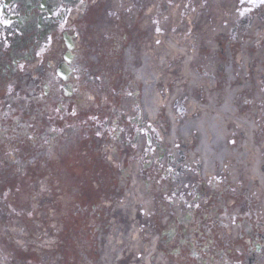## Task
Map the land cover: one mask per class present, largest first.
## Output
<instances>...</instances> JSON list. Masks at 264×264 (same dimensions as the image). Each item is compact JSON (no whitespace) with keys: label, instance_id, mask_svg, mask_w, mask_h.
Returning <instances> with one entry per match:
<instances>
[{"label":"bare ground","instance_id":"6f19581e","mask_svg":"<svg viewBox=\"0 0 264 264\" xmlns=\"http://www.w3.org/2000/svg\"><path fill=\"white\" fill-rule=\"evenodd\" d=\"M207 1L215 6L224 5V9L210 17L199 2L187 5L185 0H151L144 15L145 25L152 20L151 38L143 41L138 53L133 48L125 51L124 68L141 90V105L147 119L157 122L158 108L160 105L164 108L172 156L180 151L177 159L173 156V165L177 170L187 168L183 179L189 186L196 181L205 189L206 180L215 179L219 188H230L239 195L238 205L258 196L253 211L261 221L264 219V39L255 38L250 44V39L242 42L245 35L241 34L242 39L229 42L234 52L226 50V42L223 44L220 39L226 30L223 23L231 21L235 0ZM157 6L162 9L157 11ZM189 12L191 15L185 17ZM185 34L188 36L182 43ZM204 51L210 60L200 56ZM176 55H182L179 66ZM217 60L224 61V68ZM165 94L169 95L166 100ZM181 158H185L184 162L176 164L175 160ZM121 187L128 191L124 203L113 211L119 216L110 222L103 237L105 246L100 264H122L125 258L129 264H171L152 247L140 259H128L126 250L138 253L140 246L138 215L149 214L154 201L151 194L143 192L135 177ZM191 192L195 196L196 188ZM191 192L189 197H182L184 203L194 199ZM221 199L229 201L232 194L226 193ZM178 203L176 197L174 214L178 212ZM206 204L207 201L200 200L197 207L204 209ZM239 231L234 227L228 229L226 235L231 245L240 244L241 240L235 236ZM155 241L156 238H151L149 246ZM251 250V247L237 249L222 263L230 264L226 258L232 262L246 258ZM261 261L264 264V259Z\"/></svg>","mask_w":264,"mask_h":264},{"label":"flooded vegetation","instance_id":"af4514ba","mask_svg":"<svg viewBox=\"0 0 264 264\" xmlns=\"http://www.w3.org/2000/svg\"><path fill=\"white\" fill-rule=\"evenodd\" d=\"M121 3L0 0V146H10L13 157L44 146L37 158L74 166L80 146H109L103 157L142 161L133 132L137 108L125 105L136 95L125 92L115 60L126 27ZM111 97L130 114L125 122L100 110ZM173 240L179 256L187 252L183 233Z\"/></svg>","mask_w":264,"mask_h":264},{"label":"rangeland","instance_id":"374dc122","mask_svg":"<svg viewBox=\"0 0 264 264\" xmlns=\"http://www.w3.org/2000/svg\"><path fill=\"white\" fill-rule=\"evenodd\" d=\"M185 2L187 5H189V3L195 5L198 4V2L202 3V11L210 17H213L215 13L221 12L224 9V5L215 6L207 0H201L198 2L196 0H185ZM139 7L144 8L143 6ZM189 8L192 9V7ZM157 10H159L158 7ZM190 15L191 12L187 13L185 17L188 18ZM183 25H185V23H183ZM223 26L226 27V30L222 34L220 40L223 44L224 41L226 42L224 44L226 50L234 52L232 48L233 45L229 42L233 41V39H242V35H245L242 42L250 39V44L253 43L255 38L256 40H263L264 0H235L234 10L231 14V21L223 23ZM144 30L147 32V36L144 38L145 41L146 39L151 38L152 32L150 27H145ZM129 34V42H131V44L134 45V48H136L137 44H141V37L137 36L135 31L129 32ZM187 36V34L184 35L182 43L186 42ZM139 46L136 49L137 51ZM236 53L240 52L237 51ZM201 56L208 60L211 59L206 51L203 52ZM216 62L225 65L224 61L220 62L217 60ZM121 81L124 86H126V84L128 85V80L125 78L121 79ZM170 93L171 87L168 89V94ZM167 96L165 94V100L167 99ZM163 102H161V104H163ZM182 103L183 102H181V104ZM112 105H116V101L113 98L107 103L108 107ZM161 110H163L162 105ZM164 133L165 132H163L162 135ZM1 148H5V151L7 150L6 146H2ZM163 149L166 159L171 152L168 149V146H163ZM3 152L0 156V163L8 161L6 156L7 152L5 154ZM101 153H104V150L99 151L96 147L84 151L82 149L80 150V157L82 158L80 163L81 172H79V177L73 178L75 195L72 201L74 202L75 207L71 206L66 212H61L60 208L57 207L59 197H62V194H60L57 188L58 184L60 183V180H62L61 177L63 175L71 173V169L66 166L60 168V176L50 168L48 173H43L30 184L33 195L28 199V205L36 206L38 209H35V212H31L29 215H24V218L16 217L10 219L8 211L9 204H7L9 203V197L4 196V199H1V202L3 203L0 208V264H6L2 257L9 251L10 246H7L9 242L10 245L14 247L13 252L16 255H20V257H24L31 264H95V262L98 264L99 260H95L96 257L98 258L99 254V248L96 243L99 241L102 234L105 233L106 235L108 224L119 216V214H113V211L124 203L125 196L123 195L125 194L123 193L128 190L127 188L122 189L121 187V184L125 185V181L122 180L123 177L120 171H118L117 165L119 164L113 162L112 166L108 165V162ZM164 172H167L168 177V170L164 169ZM164 172L159 176H163ZM171 175H173L174 178L178 177L180 174L173 170V174ZM150 178L151 177L148 176V173L145 171L144 176L141 178L140 176L137 177V182L141 184L145 190V182ZM211 182L212 181H207L209 184ZM212 183L215 185L218 184L217 181H213ZM70 185L72 186V182H70ZM174 185L178 187V194L184 193L185 195L187 193L185 185L183 191H180L179 189V187H183V183L176 181ZM186 185H189L188 182H186ZM192 185L195 186L197 190H200V185L197 182L194 181ZM165 186L166 183H163L160 180L157 181L156 184H153L152 189L159 187L163 188ZM176 186L172 189L171 187L165 188V194L162 192L161 188L158 189V192L153 191L156 201L152 203L151 209L154 213H151L146 217H142L141 214H139L138 216L140 218L137 219V221H140V229L146 227L144 233L151 236H157V233L160 234L159 232L165 228L164 224L168 219L171 218V221L174 220L172 212L171 214L169 213V208L171 207L170 200L176 193L174 192ZM219 189L221 190L222 188ZM228 191L230 192V189H228ZM151 195L153 196V193ZM201 195L207 198L208 204L204 209V212L206 213L210 210V202H212L215 197H212L213 193L210 191V188L206 189V192ZM232 196L236 201H240L238 199V194L232 192ZM252 199L253 200L251 201H243L242 207H236L238 215L235 217V221L240 222L239 226L242 230H245V222H247L250 226L251 233H261L264 232V219L261 221L257 220V214L253 211V203L259 201V197L254 195V197L252 196ZM180 206L182 210L179 208L181 212L177 214V219L184 220L185 216H187V211L185 210V206L182 204ZM5 209L8 212H6ZM228 211L229 209L227 208V212ZM196 212L198 213V209H196ZM218 212L223 213V209L218 210ZM242 215L246 216L242 218ZM202 216L203 218L205 217L203 213ZM41 220L43 222H41ZM203 220L206 224L211 225L212 227V223L209 222L208 219L204 218ZM27 221L29 223L28 229L23 231L24 223ZM222 222L227 223L225 221ZM228 223H230V221ZM175 224L178 225L179 223L175 221ZM227 224L224 225V228L214 224L211 230H218L223 233V231L228 228ZM181 225L185 226L184 223ZM200 230L203 231L204 227L201 226ZM18 233L20 234L18 235ZM15 234L16 236H14ZM241 236H243L242 240L251 238L246 232H242ZM201 237L202 236H200V238ZM205 238L207 239V236L201 238V244H206ZM221 242H216L212 248L220 247L224 251H227L228 247H231L232 252L234 251L235 248L230 245L228 239L223 238V243ZM256 242L258 243L259 241ZM260 244L263 247L260 256H257V259L264 257V244L262 242H260ZM248 245L250 246V244ZM2 249L4 252H2ZM254 253L256 254L258 252L255 251ZM164 255L168 258V255ZM183 261L187 264L189 260L184 258ZM124 264H126V262ZM171 264H177V262H171ZM254 264L258 263L255 261Z\"/></svg>","mask_w":264,"mask_h":264}]
</instances>
